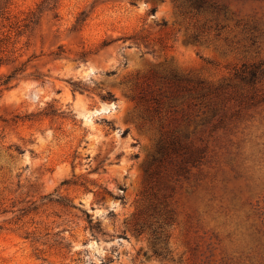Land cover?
<instances>
[{"label": "rangeland", "instance_id": "obj_1", "mask_svg": "<svg viewBox=\"0 0 264 264\" xmlns=\"http://www.w3.org/2000/svg\"><path fill=\"white\" fill-rule=\"evenodd\" d=\"M42 1H0V264H264V0Z\"/></svg>", "mask_w": 264, "mask_h": 264}, {"label": "trees", "instance_id": "obj_2", "mask_svg": "<svg viewBox=\"0 0 264 264\" xmlns=\"http://www.w3.org/2000/svg\"><path fill=\"white\" fill-rule=\"evenodd\" d=\"M0 1H10V0H0ZM60 0H43L40 5H38L36 12L30 19V24H37L38 20L42 17L44 12L51 11L54 12L58 9ZM29 24V25H30ZM99 229V226H97Z\"/></svg>", "mask_w": 264, "mask_h": 264}]
</instances>
